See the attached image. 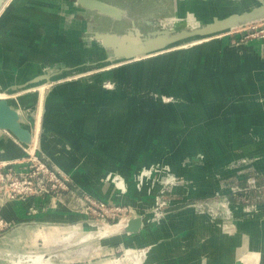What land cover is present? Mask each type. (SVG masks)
Segmentation results:
<instances>
[{
  "label": "rangeland",
  "instance_id": "374dc122",
  "mask_svg": "<svg viewBox=\"0 0 264 264\" xmlns=\"http://www.w3.org/2000/svg\"><path fill=\"white\" fill-rule=\"evenodd\" d=\"M48 1L6 0L0 8V93H5V99L25 118V125L34 137L31 150L66 174L50 153L61 146L58 149L64 154L61 155L63 158L71 153L66 150L65 143L72 146L80 140L79 147L85 157L80 159L78 152L77 155L72 153L71 158L86 161L91 165L90 169L95 168L90 171L102 167V170H108L100 183L112 186L119 196L129 192L124 173L129 170L135 173L133 182L137 200L133 199L132 206L140 207L139 211L146 214L147 228L161 225L177 206L182 205L204 214L219 230V238L225 237L230 246L244 244L242 235L246 232L238 233L237 225L250 224V221L264 224V174L260 175L254 169L255 159H235L225 167L224 188L218 190L213 179L217 180L221 174L214 167L223 153L189 151L187 145L191 140L187 142L186 135L196 133L197 140L201 139L198 123L202 107L205 106L204 111L212 107L209 99L214 101L212 92L216 91L203 80L206 82L218 76L219 57L233 60L234 56H231L237 52L228 53L221 41L230 46L240 45L242 53L238 52L234 59L241 57L242 64L246 65L248 57L243 47L247 45L243 44L264 37V20L199 41L194 37L183 41L179 46L181 49L134 62L101 63L110 54L92 45L90 34L85 32L86 28L94 29L88 15L79 12L76 18L73 6H69L67 11L70 12L65 13V17L60 16L59 6H51L50 11L43 9L48 3L51 5ZM245 2L240 9L250 7ZM226 9H230L227 4ZM203 54L206 56L201 57ZM209 56L211 66L207 70ZM16 67L18 71H13ZM22 67L32 68L30 77L15 82L16 72L21 74ZM55 70L59 73L50 80L30 84L36 77ZM21 82L22 87L13 88ZM41 96L45 112L39 118ZM101 150L116 156H111L109 161L101 160L105 156ZM206 161H211L209 172L203 174L196 167ZM144 169H152L153 174L138 189L139 175ZM206 175L210 177V192L203 198L193 197L200 193V180ZM117 177L126 183L124 194L115 187L119 182L115 181ZM170 177L174 181L164 185L161 194L162 180ZM245 178L248 179L246 187L240 186ZM256 181L260 187L256 188ZM77 192L81 193V202L69 209L79 213V217L84 216L86 223L78 232L71 226L37 225L11 238H0V264H14L19 260L21 264H131L124 261L130 249L144 263L150 249L147 242L129 240L127 245L118 248L110 244L104 246L102 242L107 239L100 236L102 224H119L126 213L125 206L113 202L107 206L106 214L99 209L93 213L87 211L90 205L84 202L90 194L83 189ZM68 199L70 201L73 196L66 195L63 202L70 204ZM46 201L42 209H58V206L51 208L53 205L49 206ZM158 201H164L166 205L161 207ZM89 222L101 226L91 225L94 230H90ZM7 223L11 227L14 225ZM36 258L41 262H34Z\"/></svg>",
  "mask_w": 264,
  "mask_h": 264
},
{
  "label": "crops",
  "instance_id": "0c3cea01",
  "mask_svg": "<svg viewBox=\"0 0 264 264\" xmlns=\"http://www.w3.org/2000/svg\"><path fill=\"white\" fill-rule=\"evenodd\" d=\"M73 1L74 0H49L48 2H50L51 5L48 3V5L43 6V9L46 8L47 11H50L51 6H59L61 7V9L58 7L60 16L65 17V13L68 14L69 10L67 11V9L69 6H73L74 15L78 18L79 8L74 5ZM104 1L118 2L126 9H131L133 13L140 12L141 9L148 4L156 9H162L163 7L167 9L172 8V0ZM241 6L240 3L231 5L228 10L240 9ZM216 7H218V11H220L219 8H223L224 11H227L226 3L219 6L216 5ZM79 20L81 22V19ZM70 21L71 19H69V22ZM252 41L255 42L251 43ZM221 44L228 53L237 51L235 55L232 54V58L233 56L236 58L238 52L242 53L240 45L230 46L226 44L224 40L221 41ZM244 45H247L243 47V51L248 57L246 65L242 64L241 57L237 60L234 58L231 60L219 57L217 65L218 76L216 78L212 77V79H208L206 82L203 80V83H208L209 88L213 90L216 89V91L212 92L214 93V95H212L214 101L209 99L212 107L210 109L208 108V111H204L205 106L202 107L201 121L198 123L201 126V139L197 140L196 133H188L186 135L187 142L191 140V143L187 145L189 151L201 150L223 153V157L221 156L222 159L217 162V167H214V169L221 174L220 178L217 180L215 178L213 179L218 185L216 186L218 190L224 188L223 183L226 179V176H224L225 167L235 159H255L254 169L260 175L264 174V37L253 39L243 44V46ZM179 46L180 45L172 47L168 51L177 48L181 49ZM160 54L162 53L155 54L154 56ZM203 56H206V54L201 55V57ZM210 66L211 58L207 70H209ZM243 67L247 68L245 69ZM1 69L2 68H0V71L2 72ZM7 69L6 67V70ZM31 70L32 68L22 67V69H20L22 72L21 74H17L16 72L15 82H17L19 78L22 81L30 77L29 71ZM8 71H10V69H8ZM13 71H18V67ZM22 83L23 82L18 85L16 84L17 86H13V88L22 87L24 85ZM203 98H205V96H203ZM42 100L43 106L44 99ZM43 112H45L44 106ZM79 131L78 129V132ZM126 141L129 143V138H126ZM114 142L115 139L112 143ZM81 143L82 141L80 140H77L72 146L65 143L66 150L71 153L66 154L67 156L63 158L61 155L64 154L60 153L61 151L58 149L61 146L52 151L54 155L52 152L50 155L72 179L73 184L78 190L83 189L96 201L104 205L108 206L115 202L116 205L120 204L121 206H125L126 213L123 214L122 218H128L129 216L127 213H129L130 208H133L132 201L133 199L137 200V193L133 182L135 173L133 174L131 170L124 173V176L128 179L129 192L125 196H119V193H117L112 186L100 183V179L105 177L108 170L104 171L102 167L101 170L96 169V171H90L95 168L90 169L91 165L86 161L82 162L77 158V160L71 158L72 153L77 155L78 152L80 159L85 157V154H83L84 152H81L82 149L79 147ZM90 149L91 148H89V150ZM227 151L233 153L226 154ZM101 152L105 154L101 160L109 161L111 156H116L115 154L109 153L107 150H101ZM24 155L23 146L10 133L0 130V164L17 161L14 168L19 169L21 166H19L20 164L18 163L21 162ZM69 162L73 163L71 164ZM210 162L211 161H206L204 165H199V167L196 168H199L200 172H203V174H208ZM80 168H83V170ZM200 181V193H197L193 197L203 198L211 190V182L208 175L203 176ZM80 194L81 193H78V196L73 197L70 201L68 199L67 201L70 202V204L67 202L58 204L57 210L51 207L54 211H51L52 209H49V207H44L42 209L46 201L45 199L36 198L28 201L0 200V218L14 224L13 227L0 238H11L20 231H26L28 228H33L37 225H46L49 227L56 226V228L71 226L78 232L81 225H85L86 223L84 221L85 219L83 220L84 216L79 217V213L72 211L69 207H75L76 204L81 202L79 197ZM181 196L183 199L185 198L183 194ZM180 203L183 204L184 202ZM31 208L34 209V211L31 210ZM133 209L144 217L143 225L139 233L133 235H116L112 233V235L108 236L107 239L104 238L105 240L102 241L104 246L110 244L115 248L120 247V245H127V241L129 242V240L147 242L150 249L144 263L135 255L134 251L131 249L127 251L126 255H128V257L124 261H129L131 264H264V224L250 221V224L237 225L239 230L238 233L246 232L245 235H242L245 242L244 244L241 242V246H230V241L226 240L225 237L219 238V234H217L219 230L209 222V219L204 214L196 212L193 208L183 207L182 205L177 206L174 212L169 214L164 223L153 228L146 227L147 216L139 211V209H141L140 207H135ZM87 224H89L90 230H94L91 228V224L94 223L89 222Z\"/></svg>",
  "mask_w": 264,
  "mask_h": 264
},
{
  "label": "water",
  "instance_id": "95a60500",
  "mask_svg": "<svg viewBox=\"0 0 264 264\" xmlns=\"http://www.w3.org/2000/svg\"><path fill=\"white\" fill-rule=\"evenodd\" d=\"M5 1L0 0V8ZM245 1L250 4L247 9L224 11L219 8L218 11L216 7ZM73 2L79 12L88 15L94 27L92 30L85 29L90 34L92 45L110 54L101 63L134 62L166 52L173 45L194 37L221 34L264 20V0H172L170 9H156L148 4L136 13L114 1ZM119 26H124V29H117ZM58 73L59 70H55L51 74L40 75L30 84L50 80ZM0 130L10 133L23 147L32 145L33 134L25 125V118L7 99H0ZM143 219L135 209L130 208L128 219L123 221L124 227L113 234H137ZM102 225L111 226L109 223ZM43 258L51 259L47 256Z\"/></svg>",
  "mask_w": 264,
  "mask_h": 264
},
{
  "label": "built area",
  "instance_id": "2783aa9c",
  "mask_svg": "<svg viewBox=\"0 0 264 264\" xmlns=\"http://www.w3.org/2000/svg\"><path fill=\"white\" fill-rule=\"evenodd\" d=\"M24 157L21 159L19 169L14 168L16 162L3 163L0 165V200L1 201H28L30 199H46L49 206L57 207L58 204L63 203V199L66 195L78 196L77 188L72 182V179L49 165L46 161L40 158L36 154L35 150H31L30 147H23ZM153 174V170L144 169L138 179L137 188L141 189L143 181L148 180ZM117 180L121 177L115 178ZM174 181L173 177H170L166 181L161 182L159 191L164 193V185L170 184ZM119 182H123L119 180ZM118 182V183H119ZM118 183L115 184L118 190ZM255 183V181H253ZM76 188V189H75ZM126 191V188L124 189ZM93 197H85L84 202L88 203L90 207L87 211L95 213L96 209L106 214L108 212L107 205L92 199ZM161 203V207L165 206L164 201H158ZM95 208V209H94ZM34 211V209L31 208ZM95 210V211H93ZM128 219V218H126ZM122 218L119 223L125 221ZM10 229L11 226L0 218V235Z\"/></svg>",
  "mask_w": 264,
  "mask_h": 264
},
{
  "label": "bare ground",
  "instance_id": "6f19581e",
  "mask_svg": "<svg viewBox=\"0 0 264 264\" xmlns=\"http://www.w3.org/2000/svg\"><path fill=\"white\" fill-rule=\"evenodd\" d=\"M248 3V2H247ZM242 5V4H241ZM240 6V5H239ZM243 6V5H242ZM200 38L199 39H196V38H198V37H195V40H197V41H199V40H202V39H204L205 37H207V36H199ZM194 40V41H195ZM181 43H183V42H180V43H177V44H175V45H173L174 47L175 46H177V45H180ZM172 48V47H171ZM93 55V54H92ZM42 97L43 96H41V103H40V107H39V113H38V117L40 118L41 117V115H42V113H43V106H42ZM6 98V94L5 93H3L2 91H1V93H0V99H5ZM120 180V179H119ZM124 180V179H123ZM126 184V183H125ZM125 184H124V182H119L118 183V190L120 191V193L121 194H124L125 193V191H124V189L126 188V186H125ZM92 225V227H97L96 226V224H91ZM124 227V225H123V222H121L120 224H118V225H115V226H107V225H104L103 227H101L100 228V236H103V237H108V236H110L112 233H115V232H117V231H120L122 228ZM99 228V227H98ZM71 236V235H70ZM68 237V236H67ZM131 255V254H130ZM32 258V257H31ZM35 258V257H34ZM130 258V257H129ZM249 258V257H248ZM251 258V257H250ZM255 258V257H254ZM260 259V258H259ZM34 260V262H41V260L39 259V258H36V259H33ZM33 260H32V262H33ZM249 260V259H248ZM251 260V259H250ZM258 260V259H257ZM26 261V260H25ZM134 261V260H133ZM256 261V260H255ZM248 262V261H247ZM250 262V261H249ZM28 263V262H27ZM14 264H21V261L19 260V262H14ZM246 264V263H245ZM253 264V263H252ZM255 264V263H254ZM257 264V263H256Z\"/></svg>",
  "mask_w": 264,
  "mask_h": 264
},
{
  "label": "trees",
  "instance_id": "16d2710c",
  "mask_svg": "<svg viewBox=\"0 0 264 264\" xmlns=\"http://www.w3.org/2000/svg\"><path fill=\"white\" fill-rule=\"evenodd\" d=\"M247 181H248V179L245 178V180L242 181V182H240L239 185H240V186H245V185H247ZM259 185H260V184H258V182L256 181V188H257V187H260ZM245 187H246V186H245Z\"/></svg>",
  "mask_w": 264,
  "mask_h": 264
}]
</instances>
